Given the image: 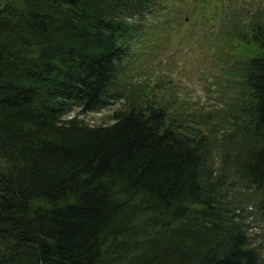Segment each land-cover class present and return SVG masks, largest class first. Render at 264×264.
Instances as JSON below:
<instances>
[{"label":"trees","instance_id":"obj_1","mask_svg":"<svg viewBox=\"0 0 264 264\" xmlns=\"http://www.w3.org/2000/svg\"><path fill=\"white\" fill-rule=\"evenodd\" d=\"M186 3L197 23L223 18L234 49L212 46V64L229 68L208 125L169 105L174 81L164 100L124 87L127 72L154 70L142 60L174 66L170 0H0V264H264L222 188L232 164L264 195V0ZM158 18L156 39L168 38L140 47ZM117 102L111 124L72 115ZM253 209L264 222V197Z\"/></svg>","mask_w":264,"mask_h":264},{"label":"rangeland","instance_id":"obj_2","mask_svg":"<svg viewBox=\"0 0 264 264\" xmlns=\"http://www.w3.org/2000/svg\"><path fill=\"white\" fill-rule=\"evenodd\" d=\"M173 4L174 8H181L179 11H176L178 23H175L173 26L172 31L168 35L171 39H176L180 37V39L176 42L177 49L175 50L174 56L170 59V64H174L171 66V70H167L166 73H163V69L158 65V62H154V64H150L148 61L142 60L143 66H153L154 70L151 74L141 73L143 69L127 72V78L122 79L124 83V87L126 89H136L137 91H142L144 87L147 88V92H156L158 100H164L163 96L165 93H158L157 91L161 90L162 83L165 82L169 86L173 85V81L175 82L174 85L179 86L177 89L179 93H176L175 102L172 98L167 100L169 105L172 104H184L181 109V112L184 113V117H189L190 122H193L195 125H202L207 123L208 113L211 109L219 108V102L216 98L211 99L212 94L214 91L218 89L216 86V82L223 83L222 78L228 77L227 76V68L228 66H222L218 70L213 64L211 60V55L213 54V49L217 45L220 51L218 53H222V50L226 51L227 56L233 55L234 49L231 48L229 42L230 40L224 36V33L217 32L219 29L218 26L225 22L223 18H219L218 16L212 19L213 22L217 23V26H207V20L204 19L202 16L201 21L197 23L195 20V7L191 4V11L189 13V18H187L186 6L193 2V0H170ZM250 1V0H249ZM244 1H241V5H246ZM205 11L209 15L215 16L210 8H206ZM219 11V10H218ZM194 14V20L193 16ZM202 13H198V16ZM176 16V15H175ZM160 18L156 19V23L154 26H147L145 33L146 37L141 39L140 37V47L143 46H152L155 50V44L157 43H164L167 38H161L157 41L156 37L161 36L165 29L162 28L163 23L161 26L158 27V23ZM165 27V26H163ZM169 30V29H168ZM167 30V32H169ZM221 30V29H220ZM178 39V38H177ZM154 40V44L152 45V41ZM168 42V50H171L172 47L175 45L174 41ZM201 46H206L205 49H202ZM143 48H140L142 50ZM143 58V57H142ZM230 66L233 65V61H229ZM148 63V64H147ZM131 65V64H130ZM128 68L126 66L124 70ZM209 71L218 72L214 81L213 77H208ZM231 71V70H229ZM123 73H125L123 71ZM181 90V91H179ZM216 95V93H214ZM122 101V100H121ZM123 102V101H122ZM122 102H117L115 105L110 106L108 109L102 111L101 113H82L81 110L77 109L72 115H79L81 119H84L91 125L94 124H111L113 123L112 117L114 112L120 108ZM186 120V118H185ZM218 140L213 139V144L216 146L215 149V163L216 168L220 173L221 165L219 164V156L222 154L225 149L224 146L222 147L221 144H225L229 142V140L225 141L224 136L221 137V134L215 136ZM221 141L223 143H221ZM222 147V148H221ZM230 172L228 173V180L225 185H222V188H225L226 198H229V202H233L235 205H241V207L245 208V212L243 213L244 219L246 224L248 225L249 234L251 235L253 242L261 243L263 246L261 250L264 253V222L259 217L258 213L253 209V205L260 202L261 199L264 197L262 193L260 195L252 189L249 185L247 180H243L238 176L233 175V167L232 164H229ZM249 188H251L249 190ZM262 198H261V197ZM242 203H241V202ZM251 202V204L249 202ZM247 203V204H245ZM244 206H243V205ZM249 204V205H248ZM241 212V210H237Z\"/></svg>","mask_w":264,"mask_h":264},{"label":"bare ground","instance_id":"obj_3","mask_svg":"<svg viewBox=\"0 0 264 264\" xmlns=\"http://www.w3.org/2000/svg\"><path fill=\"white\" fill-rule=\"evenodd\" d=\"M67 51H68V50H67ZM79 59H80V58H79ZM79 59H78V60H79ZM65 61H66V60H65ZM65 61L63 60V62H65ZM52 103H54V102H52ZM54 104H55V103H54ZM48 107H49V106H48ZM52 107H53V106H52ZM94 107H95V106H94ZM96 107H97V106H96ZM54 108H55V107H54ZM56 108H57V107H56ZM90 109H91V108H90ZM51 110H52V109H51ZM79 110H80V109H79ZM62 111H63V110H62ZM68 111H69V110H68ZM51 112H52V111H51ZM56 112H57V111H56ZM74 112H75V111H74ZM262 142H263V141H262ZM261 145H262V144H261ZM263 145H264V143H263ZM259 150H260V149H259ZM261 150H262V146H261ZM263 150H264V149H263ZM260 152H261V151H260ZM260 152H259V153H260ZM257 155H258V154H257ZM257 155H256V156H257ZM251 158H252V157H251ZM256 158H257V157H256ZM261 159H262V158H261ZM248 161H250V160H248ZM254 162H255V161H254ZM256 162H257V161H256ZM256 162H255V163H256ZM251 163L254 164L253 161H251ZM259 170H260V169H259ZM105 183H106V181H105ZM262 183H263V182H262ZM253 184H254V183H253ZM255 184H256V183H255ZM97 185H98V184H97ZM96 187H97V186H96ZM251 187H252V186H251ZM260 197H261V196H260ZM261 198H262V197H261ZM262 199H263V198H262ZM240 202H241V201H240ZM247 202H249V201H247ZM241 203H242V202H241ZM249 203L251 204V202H249ZM214 204H215V203H214ZM245 204H247V203H245ZM242 205H243V204H242ZM248 205H249V204H248ZM237 206H238V205H237ZM243 206H244V205H243ZM239 208H240V207H239ZM242 208H243V207H241V209H242ZM244 209H245V208H244ZM208 210L211 211V209H208ZM214 210H215V209H214ZM239 210H240V209H239ZM212 211H213V210H212ZM212 211H211V212H212ZM215 212H216V210H215ZM236 212H237V211H236ZM242 213H243V212H242ZM212 214H213V213H212ZM242 215H243V214H242ZM237 218H238V217H237ZM243 220H244V219H243ZM243 220H242V221H243ZM245 224H246V223H245ZM245 229H246V228H245ZM247 229H248V228H247ZM135 242H136V241H135ZM132 243H133V242H132ZM132 245H133V244H132Z\"/></svg>","mask_w":264,"mask_h":264}]
</instances>
